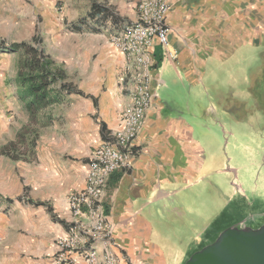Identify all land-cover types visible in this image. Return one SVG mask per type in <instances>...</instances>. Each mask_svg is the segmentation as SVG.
<instances>
[{
	"label": "rangeland",
	"instance_id": "1",
	"mask_svg": "<svg viewBox=\"0 0 264 264\" xmlns=\"http://www.w3.org/2000/svg\"><path fill=\"white\" fill-rule=\"evenodd\" d=\"M93 1L112 7L124 24L136 19L142 0H0V43L40 38L67 80L96 96L67 94L64 102L32 116L14 96L17 54L0 51V149L17 141L20 133L26 140L20 146L24 163L16 164L14 173L29 185L27 192L16 195L17 216L33 208L23 201L27 204L47 189L53 194L63 186L73 191L79 176L71 171L80 170L89 141L99 138L100 97L110 72L118 70L113 63L116 48L109 41L117 27L105 18L89 17ZM248 43L227 61L209 59L197 87L183 72L181 78L170 67L160 69L166 84L158 93L167 113L194 126L195 138L207 132L214 150V159L208 151L199 183L183 191V202L171 203L162 219L169 229L159 230L160 242L176 250L187 251L199 235H208L210 244L228 227L258 229L264 221V45ZM6 162L0 156V177ZM194 248L186 261L199 250Z\"/></svg>",
	"mask_w": 264,
	"mask_h": 264
},
{
	"label": "crops",
	"instance_id": "2",
	"mask_svg": "<svg viewBox=\"0 0 264 264\" xmlns=\"http://www.w3.org/2000/svg\"><path fill=\"white\" fill-rule=\"evenodd\" d=\"M170 4L167 23L171 55L165 56L163 48L156 46V60L161 57L162 61L152 70V103L135 140L131 167L114 172L105 189L103 204L111 235L108 240L90 239L99 259L105 252H111L119 264H186L195 246L199 249L209 242L208 235L196 236L187 251L160 242L163 237L159 230L169 229L162 219L172 208L171 203L183 202L179 195L199 183L208 151L214 159L207 132L203 130L202 139L195 138L194 126L183 117L167 113V105L158 93L159 86L166 84L160 69L170 67L181 78L180 72H183L197 87L209 59L227 61L238 52V46H247L249 41L264 45V0H170ZM104 6L111 13L107 20L114 22L115 27L122 25L119 14L112 7ZM113 54L114 68L118 70L110 72L107 89L100 97L104 100V109L97 120L99 138L93 144L89 141L86 156L79 161L80 170L71 171L72 176H79V184L73 191L67 186L55 189L54 194L47 189L37 198L33 197L34 202L47 205L23 201L25 206L33 208L22 209L17 216L16 197L27 192L29 184L14 172L15 165L24 163V159L0 155L7 161L0 177V264H57V241L71 232L76 221L69 210L68 197L84 186L91 151L112 138L121 110L130 101L134 86L132 69L117 49ZM118 71L125 73L118 74ZM86 96L96 98L92 94ZM81 219L83 226L93 228L91 218ZM17 224L20 226L15 230ZM77 264L85 263L79 260Z\"/></svg>",
	"mask_w": 264,
	"mask_h": 264
},
{
	"label": "built area",
	"instance_id": "3",
	"mask_svg": "<svg viewBox=\"0 0 264 264\" xmlns=\"http://www.w3.org/2000/svg\"><path fill=\"white\" fill-rule=\"evenodd\" d=\"M170 0H142L134 21L124 23L110 34V43L123 55L133 81L130 101L120 113L118 128L112 138L96 146L90 153L84 186L68 197L71 214L76 218L71 232L57 241V264H119L115 255L105 252L98 258L90 239L108 240L111 232L103 204L109 177L116 171L131 167L135 140L152 103L151 74L157 65L155 48L160 45L170 56V27L167 15ZM91 218L93 228H86L81 218Z\"/></svg>",
	"mask_w": 264,
	"mask_h": 264
},
{
	"label": "trees",
	"instance_id": "4",
	"mask_svg": "<svg viewBox=\"0 0 264 264\" xmlns=\"http://www.w3.org/2000/svg\"><path fill=\"white\" fill-rule=\"evenodd\" d=\"M88 15L94 19H108L111 13L108 8L95 1L92 2ZM78 27L79 25H76L75 29ZM41 44V39L36 36L19 42L0 43V51L17 54L18 68L12 79L14 96L32 116L50 105L64 102L67 94L86 96L82 90L67 80L65 71L46 53ZM161 61L160 57L156 67ZM102 132L105 133L104 124ZM18 135L17 141H11L0 149V155L15 160L23 159L20 146L26 144L25 135L22 133ZM28 201L37 206L47 205L43 202Z\"/></svg>",
	"mask_w": 264,
	"mask_h": 264
},
{
	"label": "water",
	"instance_id": "5",
	"mask_svg": "<svg viewBox=\"0 0 264 264\" xmlns=\"http://www.w3.org/2000/svg\"><path fill=\"white\" fill-rule=\"evenodd\" d=\"M186 264H264V222L258 229L228 227Z\"/></svg>",
	"mask_w": 264,
	"mask_h": 264
}]
</instances>
